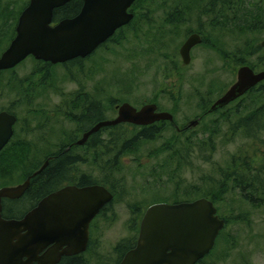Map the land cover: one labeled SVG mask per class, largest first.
Here are the masks:
<instances>
[{
  "label": "rangeland",
  "instance_id": "rangeland-1",
  "mask_svg": "<svg viewBox=\"0 0 264 264\" xmlns=\"http://www.w3.org/2000/svg\"><path fill=\"white\" fill-rule=\"evenodd\" d=\"M1 1V10L8 7L7 12L13 15L27 2ZM221 1L226 3V10L236 9L232 12L235 17L212 18L209 9H222ZM227 1L139 0L134 6L136 20L83 63L49 65L44 69L29 57L10 72L0 74V108L17 115L16 140L33 139L35 136L29 133L35 129L34 135L45 134L50 139V147L46 148L52 152L63 135L74 133L77 127L75 122L53 112L66 103L70 109L68 103L80 91L103 103L105 119L115 118V105L123 102L137 108L157 102L173 112L179 126L200 117L182 134L167 125L161 136L121 151L113 179L109 178L114 184H108L115 198L93 222L92 244L85 254L88 264L113 262L115 245L137 236L141 217L150 204L201 198L219 181L218 169L227 166L231 155L251 150L250 137L241 132L233 135L229 129L235 120L264 103V82L233 105L205 114V108L235 82L240 66L264 70V49L259 47L264 39V0H232L229 5ZM177 5L187 15L171 32V13ZM1 15L4 25L0 27V52L8 46L7 36L14 32L16 24L13 15ZM243 15L248 19L242 21ZM189 31H199L204 40L191 51V62L184 65L178 50ZM74 113L78 115L80 110ZM258 125L264 126V117ZM25 128L29 130L27 136ZM110 132L103 133L104 139ZM125 135L132 136L130 131ZM259 135L264 139V132ZM122 144L123 140L116 148ZM170 147L182 158L173 160V150L167 149ZM83 151H74L86 158V164L77 166V173L92 174L94 181L101 179L105 170L99 169L102 163L96 165L97 155L93 158L90 153L86 157ZM14 177L13 182L22 180ZM259 192L247 191L254 198L247 202L239 191L229 190L215 204L226 225L213 249L198 264H264V203L259 204Z\"/></svg>",
  "mask_w": 264,
  "mask_h": 264
},
{
  "label": "water",
  "instance_id": "water-1",
  "mask_svg": "<svg viewBox=\"0 0 264 264\" xmlns=\"http://www.w3.org/2000/svg\"><path fill=\"white\" fill-rule=\"evenodd\" d=\"M68 1L29 0L18 17L15 35L0 54V71L14 68L29 56L53 64L87 56L132 19L127 8L135 0H84L85 7L78 16L51 26L53 10ZM199 42V36L192 34L183 43L179 52L184 64H188L190 48ZM261 46L264 47V40ZM262 81L264 70L255 72L247 65L239 67L235 82L212 103L208 112L240 98ZM117 109L115 118L98 121L78 143L102 127L121 123L148 125L173 118L168 112H157L154 103L137 110L123 102ZM16 120L14 114L0 111V151L13 136ZM47 163L31 176L40 173ZM29 179L0 189V212L1 198L20 196ZM112 198L109 190L99 184L66 186L44 197L21 220H5L0 213V264H56L62 255L84 252L90 221ZM224 226L225 220L217 214L214 203L205 197L152 204L140 220L135 245L118 264H197L213 249ZM50 243L52 248L39 255Z\"/></svg>",
  "mask_w": 264,
  "mask_h": 264
},
{
  "label": "trees",
  "instance_id": "trees-1",
  "mask_svg": "<svg viewBox=\"0 0 264 264\" xmlns=\"http://www.w3.org/2000/svg\"><path fill=\"white\" fill-rule=\"evenodd\" d=\"M0 0V7H1ZM25 3L22 5V7ZM21 7V8H22ZM21 8L15 10V13L11 11L7 12L8 7L0 8V18L2 15L5 17H14L16 20L18 13ZM62 13L66 12L67 7L60 9ZM2 11V12H1ZM7 12V13H6ZM248 11L245 10L246 14ZM6 19V18H5ZM248 19L246 15H243L242 21ZM2 22L0 21V24ZM4 25L2 23L0 27ZM7 37L11 39L14 35V32H10ZM1 53V52H0ZM11 71V69L1 70L0 74L4 72ZM11 79L9 82H12ZM258 86V85H257ZM257 86L252 87L249 91H247L243 96L248 93L257 90ZM241 96L240 98H242ZM239 98V99H240ZM234 102L230 103L231 106ZM228 106L215 110L214 112L221 111ZM206 110L208 108H205ZM0 110H6L8 112H12V110L0 108ZM105 111L103 103L98 101V104L89 105L85 109V113L83 115L86 119L87 125L92 123H96L105 117ZM211 113V112H209ZM264 117V103L260 105L258 108L251 110L250 112L242 115L239 119L235 120L232 123L230 132L235 135L238 132H241L243 136L250 137L252 141V146L250 147V151L240 150L239 153L233 154L230 157V161L224 168H219L218 172L220 174V179L213 186L208 189L206 194H203L202 197L208 198L211 200L214 205L222 200L227 191L237 190L240 192V196L243 200L247 202H251L254 198L253 195L247 194V191L259 192V204L264 203V139L260 138V133L264 132V126L258 125L260 123L261 118ZM19 124V119L16 127ZM85 124V123H83ZM160 125V126H159ZM167 124H153L151 126L145 127H137L134 125H114L110 127H102L98 130V145H97V158L96 165L99 166L102 163V166H99L100 170H105V175L97 180V184L108 185L111 186L114 184L110 179H113L112 175L114 173V169L119 164L118 157L121 155V151L124 149H131L137 146L140 141H149L153 140L156 137L161 136L162 131L166 128ZM138 128V129H137ZM27 130V128H25ZM111 131L108 135V139L101 140L100 136L103 135L104 132ZM130 131L132 136L127 138L126 132ZM21 141L16 140V132L15 136L11 139V141L0 151V175L9 174L12 176L17 175L20 178L24 177V173H32L37 170L40 165L43 163L45 159L49 155L53 156L52 160L49 161V164L46 168H44L39 175L36 176L34 180L44 182L41 184L43 189L49 187L53 184L61 183L68 178H70L71 174L78 169V165L81 164L84 160L82 156L78 154L72 155L70 152H62L63 148H57L56 151L52 152L51 148H46L42 146H37L35 144H31L25 138L19 139ZM123 140L122 146L116 148L117 144ZM101 141V142H100ZM170 151H174V148H167ZM213 150L212 147H210ZM171 154V158L173 160L181 159V155L176 151ZM116 152L113 156L112 153ZM32 158V160L30 159ZM103 158H107L106 161H103ZM76 168V170H75ZM14 171V172H13ZM13 178V177H12ZM85 178V177H84ZM110 178V179H109ZM13 179H16L14 177ZM87 183L89 182V178L85 179ZM89 183H95L93 180ZM109 187V186H108ZM111 189L113 187H110ZM42 189V190H43ZM258 201V200H257ZM256 201V202H257ZM254 202V203H256ZM253 203V204H254ZM252 204V203H251ZM228 222V221H227ZM226 225V220H225ZM225 227V226H224ZM221 233V232H220ZM219 233V235H220ZM218 235V236H219ZM218 238V237H217ZM216 238V239H217ZM136 237L133 236L131 238L119 241L114 250L116 252V259L108 264H118L121 260L125 252L134 246ZM216 243V242H215ZM215 246V245H214ZM88 249L87 252H89ZM202 261V260H201ZM199 261V262H201ZM198 262V263H199ZM89 261L86 259L85 254L78 256H72L63 259L59 264H88ZM197 263V264H198Z\"/></svg>",
  "mask_w": 264,
  "mask_h": 264
},
{
  "label": "flooded vegetation",
  "instance_id": "flooded-vegetation-1",
  "mask_svg": "<svg viewBox=\"0 0 264 264\" xmlns=\"http://www.w3.org/2000/svg\"><path fill=\"white\" fill-rule=\"evenodd\" d=\"M138 1L139 0H135L127 8V12L128 13H131L133 15L132 19L128 23H126V24L118 27L109 38H107L103 43H101L100 45H98L87 56H85V57H76V58L71 59V60H68L66 62L55 63V64H53V63H51L49 61L37 60V59L33 58L32 56H29V57H32L34 59L33 61L35 63H41L43 65L42 68H44V69H46L49 65L50 66L51 65L54 66V65H66L68 63H75V64L76 63H83L84 61H86L87 59H89L92 55H94L98 50H100L102 47H105V45L107 43L112 42L115 39V36L123 33L125 31V29H127L129 27V25H131L133 23V21L136 20V10H135L134 6H135V4ZM28 2H29V0H27V2L25 3V5L21 8L20 12L18 13L17 18H16V24H17V20H18V17L20 15L21 11L26 7V5L28 4ZM220 3H221V6L223 7L222 9L221 8L213 9V10L212 9H209L210 10V13H212V18H220V19L226 18V19H230V18L235 17V12L234 13H232V12L234 10H236V9H234L233 11H230V10L228 11V10H226V6H225L226 3H224L223 1H221ZM230 3H232V0H228L227 1V4L228 5ZM84 4H85L84 0H69L68 2L64 3L63 5L55 8L53 10L51 26H55L56 24H58L62 20L75 18L76 16H78L83 11V9L85 7ZM65 7H67V10H66V12L62 13L60 9L65 8ZM185 8H187V7H185ZM223 9H225L226 11L225 10L223 11ZM227 9H231V7L228 6ZM95 10H98V7L97 6H95ZM183 13H184V10H181V8L178 5L176 6L175 11L173 13H171V24L173 25V27L171 28V30H172L171 32H174L173 30H174V28L177 27L175 25L178 23V21L180 19H183L184 17H186L187 13L186 14H183ZM16 24H15V27H16ZM153 25L154 24H152V26ZM15 27H14V35H15ZM192 34H197L199 36V38H200V42L197 43V44H195V45H193L190 48V51H189V61L187 62L188 64L191 62V51L196 46H199L200 44H202L203 43V40H204L203 37H202V34L199 31H189L188 32V35H187L186 39L183 41V43ZM261 42L259 43V47L262 48V49H264V47L261 46ZM183 43L181 44V46L183 45ZM181 46L179 47V50H180ZM179 50H178V54H179V57L181 59V63L184 64L183 58L180 55ZM29 57H27V58H29ZM22 62H20V63H22ZM188 64H184V65H188ZM249 67H251V66H249ZM251 68L255 71V69L253 67H251ZM12 69L13 68H11V70ZM255 72H259V71H255ZM262 82H264V81H262ZM262 82H259L258 84H260ZM257 85H255V86H257ZM238 99H236V100H238ZM236 100H234L232 102H235ZM232 102H230V103H232ZM150 103H154L157 106V109H156L157 112H168V113H170L172 115V117H173L172 120H159V121H156V122H154L152 124L140 125V126L139 125L130 124V123H121V124H123V125H127V124L129 125L130 124V125H134V126H137V127H145V126H151V125L156 124V123L157 124L164 123V124H167L169 126L174 127L178 133H181L182 134L184 131L189 130V128L192 127V125L194 126L195 124H197V122L200 121V117H198V118H196L197 121L194 120L195 121V124H192L193 121H190V123L188 121V123H186L185 125L179 126L174 121V115H173V112L172 111L170 112V111H167L166 109L164 110V108H161L158 105L157 102H150ZM212 103L210 104V106L212 105ZM230 103L227 104L226 106L230 105ZM97 104H98V101H97V99H96L95 96H93V95H91L89 93H84L83 91H80V94L76 98H74L73 101H70L68 103L70 109L67 108V103H66L65 105H62L61 108H59L55 112H53L56 115H62L63 118H66L67 120H69L71 122H75L76 125H77L74 133L72 132V133H70L68 135L67 134L66 135H63V137H62L63 140H61L58 144H56V146L58 148H63V151L62 152H64V153L70 152L72 155H74L75 154L74 151L76 150V148L79 149V150L84 149L83 153H84V155H86V157H87V154H90L91 153V154H93V158H96V155H97V145L99 143L98 142L99 140L97 139L98 138V134H97L98 131L89 134L82 143L79 144L78 141H80L83 138L84 134L86 132H88L97 123L96 122V123H92L90 125H87V123L85 122L87 118H84L83 117V115L85 113V109L89 105H95L96 106ZM145 104H148V103L142 104L139 108L136 107L137 110L140 109ZM117 106L118 105L116 104L115 105L116 116H117V112H118ZM210 106L205 111L206 112L205 114H209L208 110H209ZM226 106H224V107H226ZM224 107H222V108H224ZM222 108H219V109H222ZM76 109L80 110V113L78 115H76V113H74V111ZM219 109H217V110H219ZM1 111H3V110H1ZM9 113L14 114L16 116V118H17L16 123L14 124V128H13L14 131H13V136L11 137V139H12L15 136L16 125L18 123V117H17V115L14 112H9ZM102 120H107V119L104 118ZM102 120H100V121H102ZM83 123H85V124H83ZM121 124H118V125H121ZM107 127H110V126H107ZM34 130H31V132L29 134L31 136L33 135L35 137L33 139H30V140H27V141L30 142L31 144H35L37 146L50 147V144H49L50 139H48L46 136H44L45 134L44 135H40V136L37 135V134L34 135ZM28 132H29L28 129L25 130L26 136L28 135ZM45 132H46V130H45ZM47 132H49V131H47ZM50 137H51V133H50ZM11 139L9 140V142L11 141ZM100 139L102 141L103 140H106V139H104L103 135L100 136ZM52 158H53V156L49 155L47 157V159H45L43 161V163L45 161H48V163H47V165H48L49 164V161H51ZM82 159L84 161L81 163V165L82 164H86V158L82 157ZM41 165H40V167H41ZM47 165L45 166V168L47 167ZM75 170H76V168H75ZM77 170H76V172L74 171L71 174L70 178H68L67 180H65V181H63L61 183H58V184H53V185H51L49 187H46L45 189H43V186L41 185V184H44V182L42 183L40 181L34 180L36 178V176L39 175L41 172L38 173L35 176H31L36 170L33 171L32 173L25 172L24 173V177L22 178V180L19 183L13 182L15 179L13 180L14 176H12V175H9V174L8 175L7 174L0 175V189L3 188V187H14V186L20 185V184L24 183L28 178H30L29 179L28 187L24 190V192L20 196H18V197H7V196H4V197L1 198V212H0L1 213V217L3 219H5V220H21L22 218H24V216L27 213H29L30 211H32L44 197H46L47 195H49V194H51L53 192H56V191H58V190H60V189H62L64 187H66V186H75V187H78V188H82V187H86V186H91V185L97 184L96 183L97 180L94 181L92 174L91 175H88L86 173H77ZM86 178L87 179L89 178V180H88L89 182H90V180L91 181L93 180L95 183H89V182L87 183V181L85 180ZM15 183H17V184H15ZM99 185H102V184H99ZM102 186H104L107 190H109V192L112 194L113 198H112V200L110 202L106 203L100 209V211L98 212V214L90 221L89 228H88L89 236H88V242H87V246H86L85 251L84 252H81V253H78V254H73V255H62L60 257L59 261L56 264H59L65 258L72 257V256H78L79 257L80 255L86 254L87 251H88V249H90L91 244H92V227H93V222L95 221V219L98 216L103 215L105 213V211L109 209V207L111 206V204L113 202V199L115 198L114 191L110 187H108V185H102ZM181 202H183V201H181ZM156 203H169V202H156ZM173 203H177V202H173ZM152 204H155V203H152ZM152 204H150V205H152ZM139 224H140V222H139ZM138 231H139V227H138ZM137 236H138V233H137ZM137 236H136V240H137ZM136 240H135V243H136ZM52 246H53V243H50V244H47L46 246H44L42 248V250L39 252V255H43L46 252H48L52 248ZM62 248L60 250H62ZM32 264H37V263L33 262Z\"/></svg>",
  "mask_w": 264,
  "mask_h": 264
}]
</instances>
